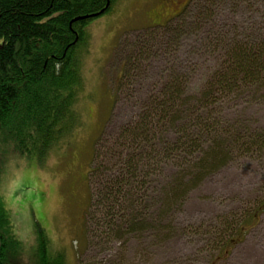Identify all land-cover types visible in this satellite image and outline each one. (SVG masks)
I'll return each instance as SVG.
<instances>
[{"label":"rangeland","instance_id":"1","mask_svg":"<svg viewBox=\"0 0 264 264\" xmlns=\"http://www.w3.org/2000/svg\"><path fill=\"white\" fill-rule=\"evenodd\" d=\"M195 5L194 0H117L109 13L92 20L85 29L79 123L71 140L48 155L38 151L22 154L0 144V202L8 215L0 222V231L4 233L2 227L8 222L19 242L7 251L5 264H41L42 243L50 259L60 258L65 264H264V213L246 235L237 237L241 225L264 203V81L252 88L237 82L239 88L216 106L215 117L220 121L214 137L222 135L224 143L240 135V145L234 147L228 160L219 163V168L210 167L212 171L202 181L197 182V177L189 184L181 181L179 206L167 217L174 227L158 236L159 231L145 223L121 239L104 234L94 238V246L88 245L87 213L91 193L100 185L92 182V186L89 181L95 142L106 130L108 136L117 137L144 95L135 86L138 96L130 99L132 92L123 88L114 103L123 60L136 42L133 34L164 26L185 8H192V12L200 8L199 2ZM213 13L208 26L181 43L170 62L161 61L163 66L180 68L193 92L227 60L217 52L222 47L219 41L205 52L207 36L225 35L230 47L238 41L241 47L264 50V0H222ZM120 44L122 53L118 52ZM156 65L151 68L153 74ZM214 121L203 122L213 127ZM192 126L189 133L206 136L205 127ZM175 135L166 133L156 150ZM107 159L109 154L99 162ZM172 163L164 165V174L151 179L157 190L166 186ZM188 166H178L181 179ZM130 203L131 198H126L125 204ZM158 208L152 210L154 216ZM168 220L163 224H169ZM229 240L236 242L225 251Z\"/></svg>","mask_w":264,"mask_h":264},{"label":"trees","instance_id":"2","mask_svg":"<svg viewBox=\"0 0 264 264\" xmlns=\"http://www.w3.org/2000/svg\"><path fill=\"white\" fill-rule=\"evenodd\" d=\"M219 1L222 0H194V5L199 2V9L194 8L192 12V8H185L166 25L133 34L136 42L123 60V71L114 87V103L120 99L118 92L123 88L132 92L130 99L138 96L135 86L144 95L117 137L108 136L106 130L95 142L89 181L91 185L92 182H100V185L91 193L87 213L89 247L95 245L94 238L114 234L113 240H118L125 233H136L145 223L158 230V236L163 230L174 227L167 217L179 206L181 181L189 184L195 177L197 182L202 181L212 171L209 169L219 168V163L225 158L228 160L234 147L240 145V135L236 140L229 137L224 143L222 135L214 137L220 121L215 117L216 106L226 94L239 88L237 82L252 88L264 81V50L241 47L238 41L230 47L224 41L225 35L207 36L205 52L214 41H219L222 47L217 52L223 53L227 60L214 68L207 82L194 92L180 68L161 63L170 62L181 43L195 33L199 35L208 26ZM116 2L0 0V144L3 148L10 146L12 151L15 148L22 154L38 151L48 155L71 140L79 123L77 106L83 86L81 52L87 45L85 29L97 18L74 20L97 14L101 17L109 13ZM118 52L122 53L121 44ZM153 64H157L154 74ZM194 114H197L195 118ZM205 119L207 122L215 120L213 127L205 125ZM194 122L206 128V136L187 131ZM168 132L176 135L156 150L158 141L163 144ZM108 154L107 162H99L100 157ZM168 162L173 163L166 186L163 181V187L157 190L150 181L164 174L163 167ZM181 162L184 163L180 165ZM178 166L190 167L182 174L183 179L179 177ZM135 196L138 197L133 200ZM126 198H131L128 205ZM157 206L155 218L151 212ZM263 213L264 203L238 229V239L246 235ZM7 216L0 202V222ZM164 220H168L170 226L163 224ZM2 230L0 264H5L7 251L19 242L8 222ZM235 242L229 240L225 251ZM42 244L41 264H65L60 258L50 259Z\"/></svg>","mask_w":264,"mask_h":264},{"label":"water","instance_id":"3","mask_svg":"<svg viewBox=\"0 0 264 264\" xmlns=\"http://www.w3.org/2000/svg\"><path fill=\"white\" fill-rule=\"evenodd\" d=\"M99 15H101V14H97V15H93V16H89V17H87V16L86 17H79V18H76L74 20V22L92 19V18L98 17Z\"/></svg>","mask_w":264,"mask_h":264},{"label":"crops","instance_id":"4","mask_svg":"<svg viewBox=\"0 0 264 264\" xmlns=\"http://www.w3.org/2000/svg\"><path fill=\"white\" fill-rule=\"evenodd\" d=\"M92 162V161H91Z\"/></svg>","mask_w":264,"mask_h":264}]
</instances>
